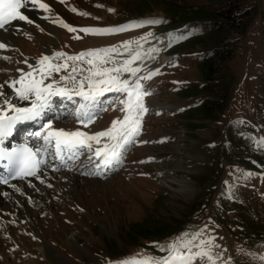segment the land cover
<instances>
[{"label": "rangeland", "instance_id": "obj_1", "mask_svg": "<svg viewBox=\"0 0 264 264\" xmlns=\"http://www.w3.org/2000/svg\"><path fill=\"white\" fill-rule=\"evenodd\" d=\"M56 1L60 3L59 7L44 0L50 5L48 12L32 8L38 12L36 19L30 18L34 23H25L6 42L8 47L0 50V72L3 66L12 72L15 67L23 65L20 61L34 59L35 62L42 54L63 51L74 55L87 49L119 47L122 41H136L149 32L152 35L140 41L143 51L147 53L156 48L163 53L166 42L159 48L156 39L168 31V26L178 22L180 13L215 11V2L219 0ZM251 1L264 12V0ZM109 8L114 11L109 12ZM83 12L89 15L79 14ZM149 18L162 22L112 35L79 31L82 27H115ZM59 19L77 31L69 32L54 22ZM200 20L205 21H196ZM252 24L246 34L238 37V46L229 62L236 80L231 101L228 110L215 121L197 116L184 117V112L197 104L196 98L216 100L213 95L195 93L193 86L201 83L195 62L174 59L162 65L160 51L151 53L154 58L145 55L137 62L142 69L141 75L157 69L159 72L142 81L150 94L144 98L148 111L136 143L128 148L120 164L106 172L103 171L106 167H97L96 158L84 149L76 153L77 159L68 165L61 167L60 162L55 161L52 166H57V171L48 170L54 175L42 171L43 183L41 179H33V186L39 188H33L32 195L26 196L28 205L13 207L5 213L12 216L13 221L8 224V230L0 227V264H95L99 261L117 264L121 260L166 255L159 252L157 245L167 244L181 233L202 229L203 239L212 237L220 246L213 252L222 253L223 264H264V242L255 243L257 240L250 238L251 244L254 243L250 248L247 242L244 244L222 228L224 218L231 221L235 217L230 208L237 210L239 206L256 227L264 225V171L248 170L240 165L231 144H228L230 129L233 132L240 129L246 134L242 140L254 142L258 151L264 154V45L259 14ZM201 26L192 24L189 29ZM184 88H188L186 93H180ZM119 98H122L120 94L106 93L101 98L103 105H95L99 108L98 113L87 127L78 123L77 116L83 118L85 112L97 108L92 105L82 108L83 101L79 98L69 109L58 111V115L64 112L65 118H54L52 127L67 131L78 129L89 134L105 130L113 119L122 118ZM152 101L174 109L154 111ZM113 102H117L115 109L111 107ZM56 106L59 108L60 104ZM102 107L106 110H101ZM40 142L43 143L42 139ZM224 151L232 155L235 163H228L226 159L221 162ZM216 162L223 168V177L215 196L209 207L193 212L191 223H184L182 231L153 242L140 238L136 245L125 242L129 238L128 231L135 224L157 222L172 215L185 218L188 205L207 197L202 196L204 189L199 178L214 173ZM98 170L101 173H97ZM166 177L190 178L195 185L194 192L180 191V186L165 181ZM11 211L19 215L17 219L10 214Z\"/></svg>", "mask_w": 264, "mask_h": 264}, {"label": "snow or ice", "instance_id": "obj_2", "mask_svg": "<svg viewBox=\"0 0 264 264\" xmlns=\"http://www.w3.org/2000/svg\"><path fill=\"white\" fill-rule=\"evenodd\" d=\"M30 7L44 12L50 10V5L44 0H0V29L7 30L6 26L14 21L33 24L34 21L22 10ZM72 11L75 12L76 9L73 8ZM108 11L112 12L114 9L109 8ZM79 14L89 15L86 12ZM54 22L69 32L77 31L62 19ZM161 22L160 19L149 18L115 27H82L79 31L91 35H112ZM151 35L149 32L139 40L122 41L119 47L112 45L106 48L87 49L74 55L63 51L50 55L42 54L35 61V65L28 63L27 59L20 61L19 63L27 65V70L17 67L15 71L19 73L18 76L0 83V161H6L4 167L9 177L41 179L40 166L43 163L41 153L48 146L54 147L57 159H62L65 152L75 155L86 149L96 158L97 167L120 164L128 148L135 144L137 137L140 136L142 121L148 111L144 98L150 93L142 81L151 79L159 72L157 69L149 71L147 75H141L142 69L137 63L142 61L145 55L154 58L151 53L160 51L156 48L150 49L147 53L143 51V44L140 41ZM183 38V35L179 37ZM7 47L6 43L0 42V50ZM4 59L7 60L9 57ZM106 93L122 96L118 99L122 118L113 119L105 130L92 134L78 129L67 131L53 128L52 120L45 119L46 113L52 109L53 97L61 100L79 97L84 102L81 105L84 108L89 105H103L101 98ZM111 107L115 109L117 102H113ZM101 110L106 109L102 107ZM95 118L94 113L85 112L83 118L77 116V121L87 127ZM37 120H41L42 124L34 136L42 139L43 144L36 147L28 143L11 148L4 146L17 124ZM7 182L6 178L0 179V184ZM41 182L43 183L42 179ZM203 235V229L194 233H181L167 244L157 245L159 252L166 255L122 260L117 264H223L222 253L213 252L214 248L219 249L220 246L214 243V238L203 239Z\"/></svg>", "mask_w": 264, "mask_h": 264}, {"label": "trees", "instance_id": "obj_3", "mask_svg": "<svg viewBox=\"0 0 264 264\" xmlns=\"http://www.w3.org/2000/svg\"><path fill=\"white\" fill-rule=\"evenodd\" d=\"M215 5L217 8L215 11L195 10L193 13H180L178 22L167 27L171 31V40L166 52L176 54L177 59H187L195 62L201 80L200 84L193 86L195 93L203 92L216 98L214 101L203 99L198 105L189 107L184 112V117L187 118L197 116L215 121L218 120L221 113L228 110L232 88L236 82L229 62L234 57L238 46L237 42L240 39L238 37L246 34L252 28V23L255 22L258 14L262 24V43L264 45V12L257 8L256 3H252L251 0H219L215 2ZM197 19H204L205 23L201 20L197 22ZM189 20L195 21L186 24L185 22ZM192 24H202V26L189 29ZM181 35H183V39H179ZM199 46L201 48H198ZM187 47L190 49H185ZM186 90L188 88H184L179 92L186 93ZM260 123L263 124V122ZM244 135L246 134L240 129L235 132L230 129L228 144H231L233 154L237 155L238 163L245 166L246 169L263 172L264 154L258 151L254 142L242 140ZM228 155L224 151L221 155L223 158H221V162L226 159L228 163H235L234 159L231 158L232 155ZM212 171L214 173L210 176L202 175L199 178V183L204 189L202 196L207 197L205 199L200 198L197 202L188 205V213L185 216L187 220L172 215L157 222L135 224L127 233L129 241L127 239L125 242L130 246L136 245V240H139V238L153 242L170 238L182 231L185 227L184 223L188 221H190L188 223H191L190 217L193 212L198 209L200 212L203 211V209L209 207V203L213 200L220 178L223 177L221 175L223 168L219 167L216 162ZM231 208L230 211L235 217L231 221L224 218L225 222L222 228L228 231L231 236L240 239L244 244L247 242V247L252 248L254 246V243L251 244L250 238L256 239L255 243L264 242V225L259 226V228L256 227L252 223V219L242 211L241 206H239V209L237 208L238 211ZM217 219L219 220L218 217ZM213 222L219 226L215 220Z\"/></svg>", "mask_w": 264, "mask_h": 264}, {"label": "bare ground", "instance_id": "obj_4", "mask_svg": "<svg viewBox=\"0 0 264 264\" xmlns=\"http://www.w3.org/2000/svg\"><path fill=\"white\" fill-rule=\"evenodd\" d=\"M47 1L49 3H51L52 5H54L55 7H59L60 6V3L58 1H56V0H47ZM22 10L25 12L26 15L29 16V18L36 19L37 16H38L37 15L38 12L35 11V10H32L31 7L28 8V9H22ZM25 23L26 22H24V21H14V22H12L11 25L6 26L7 30L0 29V42L6 43L10 39H12L14 33H16L21 27H23L25 25ZM167 37H168L167 34H162L156 39V41L160 45L159 48H162L163 44L167 41ZM160 52H161V50H160ZM159 57H160V62L161 63H163V62H165L167 60V56L164 53H162V52L159 54ZM33 60L32 61L31 60H27V61H28V63H31V64L35 65V62ZM16 68L17 67H15L12 72H10L5 66L1 67L2 70L0 72V83H3L6 79H9L10 77L18 76L19 73H17L15 71ZM20 68H24V69L27 70V65L23 64V65L20 66ZM76 99H79V97H74L72 100H61L58 97H53L54 103H53L51 111H55L56 110L55 109L56 102H59V103L63 104L62 107H61L62 110H67L74 104V102H76ZM20 124H23V123H20ZM62 129H64V128H62ZM40 145L41 144H39V146ZM50 148L54 149V147L48 146L46 148V150L43 151V152L44 153H48V149H50ZM49 166H50V164H49V162H47L45 164V166H43V169H40V173L42 171H46L45 173H47L48 175H51V174H53V172L48 171V170L57 171V167L56 166L55 167H51L50 169H48ZM114 166L115 165H113V167ZM97 173H101V171L98 170ZM33 179H35V177L24 178V179H21V180H15V181L9 182V183H7L4 186H0V227H2V228L4 227L5 229L8 230V228L10 227V225H8V224H10V221H13L11 219L12 216L10 217L9 215L5 214L6 212H8V210H11L13 207H15V208H17V207H26V205H28L26 196L27 195H32L33 188L36 189V190H37V188H39L38 185L37 186H33V184H32V180ZM165 181L177 183L180 186L179 187L180 191H187V192H191L192 193V192H194V189H195L194 183L188 177H184L182 179H173V178L166 177ZM17 189H19V191H17ZM29 198H30V196H29ZM10 214H12L14 216V218H16V219L19 216L17 213L12 212V211H11ZM95 264H108V263H104V261H99V262H96Z\"/></svg>", "mask_w": 264, "mask_h": 264}]
</instances>
